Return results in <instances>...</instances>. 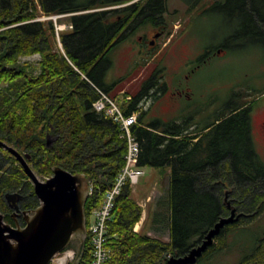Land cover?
<instances>
[{
  "label": "trees",
  "instance_id": "16d2710c",
  "mask_svg": "<svg viewBox=\"0 0 264 264\" xmlns=\"http://www.w3.org/2000/svg\"><path fill=\"white\" fill-rule=\"evenodd\" d=\"M105 3L0 0V141L29 154L27 162L40 179L51 176L58 166L84 177L93 189L84 205L87 225L126 151L119 126L93 108L100 91L108 93L116 84L105 78L112 62L106 51L108 33L116 24L107 22L105 12L78 13ZM261 3L264 0H227V7L233 13L240 5L243 19L264 22ZM41 14H69L73 29L61 34L64 54L54 48L52 20L36 19ZM228 27L225 35L233 36L234 28ZM33 54L40 55L37 62L23 60ZM237 86L229 88L224 104L206 123L146 122L140 91L126 106L122 101L126 113L140 110L132 126L140 146L138 165L168 169L166 187L150 214L155 230L166 229L168 239L133 230L141 208L125 186L108 222L105 264H168L171 256L186 254L228 215L225 192L227 201L249 216L222 228L194 264H220L234 252L240 254V264L255 254L264 257L258 240L264 233L249 223L264 210V161L255 149L250 106H245L249 94L240 93ZM262 93L253 91L252 97ZM11 192L21 194L17 201L21 212L40 204L22 166L0 145V213L14 225L13 209L5 198ZM91 258L87 236L75 264H91Z\"/></svg>",
  "mask_w": 264,
  "mask_h": 264
},
{
  "label": "flooded vegetation",
  "instance_id": "af4514ba",
  "mask_svg": "<svg viewBox=\"0 0 264 264\" xmlns=\"http://www.w3.org/2000/svg\"><path fill=\"white\" fill-rule=\"evenodd\" d=\"M105 2L104 5H95L90 12H105L107 22L112 26L116 24L115 29L108 33L109 48L106 51L109 57L112 58L111 55L115 45L130 43L131 55L141 58V63L142 61L149 63L160 53V41L163 42L165 47L158 61H154L153 68L141 80L139 88L141 92V112L142 118L146 122L206 123L212 121L211 108L206 104L207 96L203 99L204 94L197 91L194 92L200 99L197 96H192L189 86L177 74V76L173 75L169 82L163 76L165 66H162V62L173 44L187 36L186 34H189L192 30L194 20L210 12H217L225 24L227 23L228 26L234 28V34L233 36L229 33L228 35L224 34L223 39L219 41L222 44L218 43L217 46L211 44L212 47L210 45L203 46L200 54L195 56L194 59L185 60L183 62L186 68L184 78L186 80L191 79L194 73L203 65L208 64L211 59L221 58L229 53L227 52L228 48H232L236 52L237 49L242 51L245 48L250 50L251 58L259 57L258 54H260L262 61L258 62L259 58L257 59V66H259L254 73L249 75L259 74L260 80L264 81V34L261 33L264 32V22L263 20H256L255 22L249 20L248 22V20L243 19L240 5H235L233 13H231L229 7H227V0H212L211 2L201 0L196 3L194 0H105ZM256 7H258L257 4ZM259 7L264 12V3L259 4ZM197 9L200 12L195 16V10ZM62 17L66 18L68 15L65 14ZM176 22L178 26H175ZM173 26H181V29L175 31ZM65 33H68V31ZM251 50L257 53H253ZM249 75H246L242 81L237 82L238 86L243 88V92L240 93H247L250 96L253 91L264 90V83L261 87H253ZM193 89L195 90V88ZM255 98L257 96L245 104V106H250V110H252V103ZM163 100L166 101L165 108H163L166 115L162 112L159 113L160 107L156 109V106H159ZM259 126L260 135L264 140V120H261ZM251 131L253 137V128ZM227 195L228 193L225 192L223 202L229 209L228 215L233 208L235 209V216L239 214L235 222L247 218L249 214L227 201ZM260 213L264 214V210ZM250 215L253 216L251 213ZM20 217L23 218V214L19 210L14 215V220L23 225L25 222L24 220L19 221L18 218ZM255 230L258 229L255 227ZM260 231L264 233V228ZM263 239L264 236H261L258 240L261 242Z\"/></svg>",
  "mask_w": 264,
  "mask_h": 264
},
{
  "label": "rangeland",
  "instance_id": "374dc122",
  "mask_svg": "<svg viewBox=\"0 0 264 264\" xmlns=\"http://www.w3.org/2000/svg\"><path fill=\"white\" fill-rule=\"evenodd\" d=\"M206 1L211 2L212 0ZM199 12L198 9L195 10V16ZM36 19L44 22L48 19L52 20L54 48L65 53L61 41V34L70 30V19L68 17H55V15L42 14ZM175 26H178L177 22L175 23ZM175 26H173L175 31L181 29V26ZM225 29L229 30L228 24H225V22L220 19L217 12H210L203 15V17H197L193 22L192 30L189 34H186L187 36L179 39L178 42L173 44L162 62V66H165L163 69V76L169 82L171 81V77L177 74L179 78L189 86L187 87L191 89L192 96H197L194 91L204 94L203 99L207 96L208 99L206 100V104L211 108V118L213 117L214 110L217 107L221 108L224 104L227 99L229 88L232 85L237 84V82L242 81L246 75L255 72L256 68L259 66H257L258 58V62L262 61V59H260V54H258L259 57L251 58L250 50H246L245 48H243L242 51L237 49V52L236 50H232V48H228L227 52L229 53L221 58L211 59L208 64L200 67L191 79L186 80L184 78L186 68L183 62L187 59H194L195 56L200 54L203 46H211V44L217 46L222 44L219 43V41L223 39L226 32ZM56 31L59 35V41L57 40ZM159 44L161 47L160 53L149 63H146L145 61H142L141 63V58H136L131 55L130 43H118L115 45L111 55L112 64L107 68L105 78L108 82H116L115 86H113L108 94L119 106H122V100L124 99L125 94L134 95L139 90L142 78H144V75L153 68L154 61H158L160 54L165 48L162 41H160ZM251 51L257 53L254 50ZM39 58V54H33L24 57L23 60L37 62ZM250 77V83L253 87L256 88L257 86L261 87L263 85L264 81L260 80L259 74H254ZM193 88H195V90ZM242 89L243 88H240V86L236 87V90L243 91ZM122 92L126 93L123 94ZM252 96L253 95L251 94V96H247L246 99L251 101L253 98ZM198 98L200 99V97ZM165 103L166 101L163 100L159 106H156V109L160 107L158 110L159 113L162 112V114H165L163 110V108H165ZM250 111L255 149H257L256 151L259 157L264 161V140L259 131V124L261 120H264V95L260 96L259 99L255 101L252 110ZM168 177V169L165 167L152 168L150 166H144V175L141 176L139 183L130 189V197H132L141 208L140 219L134 225L137 232H147L151 235H158L162 240L168 239V233L166 229L162 227L160 231L155 230L153 217H151L150 214L154 206V201L164 192ZM41 180H45V178H42ZM253 222H255L254 225ZM244 223L245 222H241L238 224L243 225ZM249 223L251 226H255L258 230L263 229L264 214L260 213L258 216L251 219ZM23 225L20 224V226ZM240 236L243 237L242 234H240ZM261 243L264 245V239L261 240ZM74 249V245L66 246L62 252L54 257L51 264H68L72 262ZM220 264H240V254L234 252L230 256L225 257ZM242 264H264V257L259 258L255 254L254 256L249 257L248 260H244Z\"/></svg>",
  "mask_w": 264,
  "mask_h": 264
},
{
  "label": "water",
  "instance_id": "95a60500",
  "mask_svg": "<svg viewBox=\"0 0 264 264\" xmlns=\"http://www.w3.org/2000/svg\"><path fill=\"white\" fill-rule=\"evenodd\" d=\"M0 145L20 163L40 202L35 209L21 212L25 222L23 226L17 222L14 225L5 222L3 214L0 213V264H51L57 254L71 245L75 246L73 258L78 245V256L86 237L85 178L61 167H54L52 175L41 180L27 162L29 154L23 155L2 141ZM20 197L19 192L5 194L7 203L14 210L13 219L19 211L17 201ZM238 216L239 214L235 216V209L232 208L229 215L220 217L214 223L198 244L184 255L171 256L168 264H194L214 243L220 230L234 223Z\"/></svg>",
  "mask_w": 264,
  "mask_h": 264
},
{
  "label": "built area",
  "instance_id": "2783aa9c",
  "mask_svg": "<svg viewBox=\"0 0 264 264\" xmlns=\"http://www.w3.org/2000/svg\"><path fill=\"white\" fill-rule=\"evenodd\" d=\"M93 106L95 110L104 112L105 116L119 126L120 137L126 140L124 163L110 187L103 192L100 204L92 209L91 220L88 225L87 235L92 251L91 264H105L108 252L105 245L106 232L116 197L125 185L136 184L143 171L137 165L140 146L132 131V126L137 123V113H123L121 108L102 91H100L99 97L94 101ZM92 190L90 187V193Z\"/></svg>",
  "mask_w": 264,
  "mask_h": 264
}]
</instances>
